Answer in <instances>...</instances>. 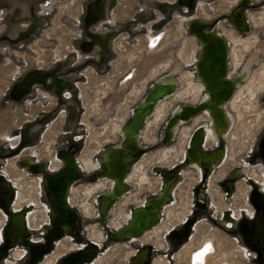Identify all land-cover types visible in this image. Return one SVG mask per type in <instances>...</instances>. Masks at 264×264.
<instances>
[{
	"label": "rangeland",
	"instance_id": "1",
	"mask_svg": "<svg viewBox=\"0 0 264 264\" xmlns=\"http://www.w3.org/2000/svg\"><path fill=\"white\" fill-rule=\"evenodd\" d=\"M146 1L149 8H135V2L144 6ZM96 3L103 12L89 26ZM238 9L248 24L246 34L228 26ZM193 18L227 40L229 76L241 80L234 106H225L229 134L201 146L222 149L221 164L206 165L202 173L184 162V153L206 117L197 113L175 128L171 141L166 137L180 108L206 99L190 74L201 48L187 29ZM38 21L43 27L35 25ZM93 32L109 34L99 58ZM31 75L66 87L52 91L47 83H34L23 94L20 86ZM167 75L179 84L144 122L143 149L126 180L127 194L101 220L98 201L112 187L98 175L102 152L123 140L120 130L133 109ZM263 134L264 0H0V264H63L79 252H96L83 264H132L143 251L148 252L144 264H188L189 253L209 240L210 263L264 264L263 253L250 243L255 219L247 213L261 211L256 198L264 190L258 154ZM66 159L74 163L67 202L78 216L68 233L49 218L52 204L42 174L29 169L36 165L44 175L62 174ZM161 170L177 173L178 181L159 210V223L147 230L159 227L156 233L112 240L110 235L128 223V213L160 194ZM18 214L29 216L20 258L1 238Z\"/></svg>",
	"mask_w": 264,
	"mask_h": 264
},
{
	"label": "bare ground",
	"instance_id": "2",
	"mask_svg": "<svg viewBox=\"0 0 264 264\" xmlns=\"http://www.w3.org/2000/svg\"><path fill=\"white\" fill-rule=\"evenodd\" d=\"M229 25H236L239 28L245 27L246 21L243 19L242 14L240 11H237L231 18H229ZM42 21H38L36 23V26H43ZM39 24V25H37ZM200 20H193L190 24V26L187 28L190 31L189 33L191 35L195 34L200 39L203 40V43L205 45L204 51L202 53V60L203 63L199 64L197 66L196 72L198 74V77L201 78L204 83L206 90L209 91L214 98V100L209 103V101H201L199 104L195 106H184L185 108H180L176 114L175 117H173L169 123H168V130H167V141H171V138L174 136V130L179 125H183L185 123H188L191 116L201 113L204 117H206V122L199 126L196 131H198L191 139L190 148L187 150V152L184 153V159L188 161L191 164V168L198 170L199 173L201 169L203 170V167L208 165L211 169H215V167H218L219 163L218 161L221 159L223 151L222 149H219L217 153L211 154V152L208 155H205V152L201 151V138L202 134H205V142H211L212 144L218 143L217 141L223 140L226 135L230 132L231 122L229 119V114L225 109V106L233 105V100L236 95V87L240 80L239 76L232 77L229 76V68H228V59H225V54H229L228 51V43L227 40L224 41H217L215 38L219 39V34L217 29L215 28L213 31L210 32V30H204V28L201 26ZM195 35H193L195 37ZM204 35H211L214 37H207L204 38ZM154 40V39H152ZM151 40V41H152ZM246 45V44H245ZM223 46V48H222ZM237 60V59H236ZM202 62V61H201ZM236 67L239 64V62L235 63ZM216 66V67H215ZM214 68V69H213ZM225 72V77H224ZM189 74V73H188ZM193 77L195 74L193 72H190ZM29 79L25 81V83L21 86H25L26 82ZM43 83V82H42ZM179 84L178 80L173 77L172 75H167L165 77H162L158 82L153 84L151 88L148 90L147 95L143 98L142 102L138 104L132 111L131 116L129 120L121 127L120 133L123 136V141L120 142L113 150L107 149V151L104 153V155L101 158V161L103 162V170L99 169L98 175L99 177L104 176V174H111L114 173L113 169L110 170L108 168V163L113 162L114 167L117 168L116 160H120L122 162L123 157L125 162L124 167L122 168L121 176L115 175V188L114 192L109 196H105L102 198L101 201V214H104V210L110 205V203L113 201L114 197H117L119 195L125 194L128 190V182L126 181L127 178H125V172L124 169H130L132 167L134 160V155L136 153H141V144L140 142V129L143 126L144 122L146 120H149L152 116L155 115V112H157V106L161 105L160 103L165 100L167 96H170L173 90H175L176 86ZM197 90L200 91V93H203L202 87L199 83H197V86H194ZM198 91V93H199ZM197 93V95H199ZM207 96V95H205ZM160 109V108H159ZM158 116V114H157ZM150 117V118H149ZM148 118V119H147ZM189 118V119H188ZM132 120V121H131ZM131 121L130 124H128ZM191 121V120H190ZM128 124V125H127ZM126 125V126H125ZM195 131V132H196ZM123 132V133H122ZM194 132V133H195ZM133 155V156H132ZM194 157V159H192ZM84 161H87L84 158ZM72 162V161H71ZM185 162V160H184ZM221 164V163H220ZM94 164L92 163V166ZM126 166V168H125ZM31 166H29L30 168ZM39 167H33L32 169L38 170ZM70 168H73L72 165H70ZM67 168L65 167L63 170V173L61 174V177H68L67 176ZM124 172V173H123ZM104 173V174H102ZM163 171L161 170V175H163ZM173 174V173H171ZM131 174H129L128 178ZM59 176L51 177L50 179L46 180V184L48 185L50 192L52 194V201H57V211L59 213V216L66 217L68 219H71L68 210L71 209H65V212L63 207V199L65 201V189L62 185V189H59V185L57 183V179ZM178 178V177H177ZM177 178L174 180L170 177V180L168 182L169 177L165 181H161V187H160V195L157 196V198L151 199V200H145L147 210H134L131 213L130 221L124 225L121 226L117 231L114 233H117V237L119 238L117 241H121L124 238H130V237H136L141 235L143 232H145L148 228L152 227L156 222V212L154 210L160 208L161 206H164L167 201L168 192H170L171 187L176 185ZM107 182V181H106ZM101 183V182H100ZM104 183V182H103ZM99 186V185H98ZM47 188V187H46ZM64 189V191H63ZM60 190V191H59ZM174 191V190H173ZM62 192V194H61ZM62 197H61V196ZM61 197V198H60ZM262 198V197H261ZM101 199V197H100ZM99 199V200H100ZM55 203V202H54ZM263 203V201H262ZM70 206V205H69ZM168 209V208H167ZM264 209V208H263ZM85 210V209H84ZM89 210V209H88ZM166 211V210H165ZM50 212V211H49ZM264 212V211H263ZM262 212V213H263ZM87 213V212H86ZM69 214V215H68ZM100 214V215H101ZM129 214L126 215L127 220L129 219ZM262 215V214H261ZM52 214H50V217ZM54 218V216H53ZM263 218L261 217V220ZM54 218V222H55ZM261 223V222H260ZM263 223V222H262ZM66 227L68 225L62 224ZM63 226V230H64ZM29 228V227H28ZM155 227L153 230H150L146 232L145 234L151 232L155 233L156 231ZM70 228L68 227V232ZM65 231V230H64ZM6 232V231H5ZM66 232V231H65ZM113 233V234H114ZM6 235V233H4ZM144 234V235H145ZM146 237V236H145ZM148 237V236H147ZM146 237V238H147ZM7 237L5 236V239ZM144 238V237H141ZM261 239V238H260ZM125 240V239H124ZM201 247L206 248L207 250L202 253L203 256V263L202 264H213L209 261V254L210 251L213 249L214 246H212L211 241H205L201 244ZM256 247V246H255ZM198 248V249H199ZM147 252V251H146ZM193 251L189 253L188 258V264L191 263V259L193 257ZM199 254V253H198ZM79 255L77 254H71L64 262L63 264H67V261L71 264L74 260H70L73 256ZM139 257V256H138ZM79 261V260H77ZM76 261V262H77ZM160 261V260H159ZM159 261L156 263H159ZM75 262V263H76ZM81 262V261H80ZM162 263V262H160ZM74 264V263H73ZM193 264V263H191ZM195 264H198L195 263ZM222 264V263H220Z\"/></svg>",
	"mask_w": 264,
	"mask_h": 264
},
{
	"label": "flooded vegetation",
	"instance_id": "3",
	"mask_svg": "<svg viewBox=\"0 0 264 264\" xmlns=\"http://www.w3.org/2000/svg\"><path fill=\"white\" fill-rule=\"evenodd\" d=\"M237 11H240V13L242 14V17H243V19L246 21V19L244 18V12L241 10V9H238V10H235L234 11V13L232 14V16L237 12ZM102 12H103V5L102 4H95V5H93L92 6V14H91V16L89 17V19H88V22L90 23L89 24V26H91V24L92 23H94V21H95V19H96V15H97V13L98 14H102ZM231 16V17H232ZM230 17V18H231ZM193 20H200V19H197V18H193ZM192 20V21H193ZM192 21H189L188 23H187V25H188V27L190 26V24H191V22ZM201 21V20H200ZM201 26L204 28V30H209V28L207 27V25L203 22V21H201ZM228 26H232L235 30H238L239 32H241V33H243V34H246L247 32H248V30H249V28H248V24H247V22L245 23V27H241V28H239L238 26H236V25H228ZM41 27H43V26H41ZM188 29V28H187ZM215 29V28H214ZM213 29V30H214ZM217 29V28H216ZM213 30H210V32L211 31H213ZM93 34V36H92V39H94V41H95V43L96 44H98L99 46H98V48H96V52H97V57L99 58L100 57V55L103 53V49L105 48V46H106V44H107V42H108V39H109V34L108 33H104L103 35H100L99 33H95V32H93L92 33ZM219 34V33H218ZM193 35H195V34H193ZM220 35V34H219ZM207 37H214V36H211V35H204V38H207ZM215 38V37H214ZM152 39H154L153 37L152 38H150V42L151 43H153L154 41H155V39L154 40H152ZM195 39H196V41H198V43L200 44V46H201V48H200V50L193 56V61H194V70H193V73L195 74V76H196V78H197V81H198V83L200 84V86L202 87V91H203V94L204 95H207L206 96V99H204V101H209V103L211 104V102L214 100V98L212 97V95H211V93L209 92V91H207L206 90V87H205V83H204V81L201 79V78H199L198 77V74H197V72H196V69H197V66H199V64H202L203 63V60H204V58H203V60H202V53H203V51H204V48H205V45H204V43H203V40L202 39H200L197 35H195ZM217 41H224V40H226L225 38H223L221 35L219 36V39L218 38H215ZM152 40V41H151ZM92 42H90L89 44H91ZM89 44H87L88 46H89ZM222 48H223V46H222ZM228 51H229V47H228ZM225 53H226V51H225ZM224 53V55L226 56L225 57V59H228L229 60V54L227 53V54H225ZM237 59V58H236ZM235 59V61H234V66H235V68H237L238 67V65H237V67H236V64L235 63H237V62H239V60L237 59L236 60ZM202 61V62H201ZM216 67V66H215ZM228 68H229V66H228ZM214 69V68H213ZM230 70V69H229ZM224 77H225V72H224ZM233 79H234V77H232ZM29 80L26 82V84H25V86L23 87V89L21 88V86H20V89H19V91H23V94H25L28 90H30L32 87H33V84L35 83V84H40V83H47L48 84V88H50L52 91H62V90H64V88L66 87V83L65 82H63V81H57L56 79H52V78H50V77H41V76H36V75H31L29 78H28ZM241 80H239V82H240ZM239 82H238V84H239ZM25 83V81L22 83V85ZM238 84H237V86H238ZM237 88V87H236ZM174 91V90H173ZM173 91H172V93H173ZM171 93V94H172ZM185 107L183 106L182 107V109H184ZM189 122V121H188ZM143 127V126H142ZM141 127V128H142ZM140 132H141V129H140ZM195 132V131H194ZM123 133V132H122ZM194 134V133H193ZM193 134H192V136H191V138H190V141H189V147H188V149L190 148V143H191V139H192V137H193ZM123 135V134H122ZM202 137L203 138H201V145H200V147L202 146V144L205 142V134L203 133L202 134ZM171 140H172V138H171ZM123 141V140H122ZM218 143H219V141H217ZM120 144V143H119ZM118 145V144H117ZM117 145H115V146H112V147H109L108 149H111V150H113V148H115ZM219 147H216V149H213L212 151H205V150H203V148L201 147V151L203 150L204 152H205V155H208L210 152H211V154H215V153H217V151L219 150L218 149ZM260 148H261V150L258 152V154H259V156L262 158V160L264 161V134L260 137ZM141 149H143L142 148V146H141ZM187 149V150H188ZM187 150H186V152H187ZM107 150L105 149L103 152H102V156L104 155V153L106 152ZM137 154L139 155V153H136V154H133L132 156L134 157V160L136 161L138 158H140V157H137ZM141 154V153H140ZM102 156H101V158H102ZM68 157V156H67ZM101 158H100V160H99V169L101 170H103V162L101 161ZM124 158L125 157H123V159H122V162L120 161V160H116L115 162H116V164H117V168L116 167H114V165H113V162H109L108 163V168H110V170L111 169H113V171H114V173L112 172L111 174H104V173H102V174H104V176H102L101 178H106V179H108L109 181H110V183L112 184V187L108 190V192H104L102 195H101V199L98 201V206H100L99 208H98V212H99V217L101 216L102 217V219L101 220H104L105 218H106V215H107V212L109 211V209L111 208V206L118 200V199H120L121 197H123V196H125V194H127V191H126V193L125 194H122V195H119V196H117V197H114L113 198V201L110 203V205L107 207V210H106V208H105V210H104V214L102 215L101 214V201H102V198L103 197H105V196H107V195H111L113 192H114V188H115V175L116 176H121V173H122V168L124 167V163H126L125 162V160H124ZM192 159H194V157L192 158ZM89 160V159H88ZM87 160V161H88ZM185 160V163L186 164H189V165H191L188 161H186V159H184ZM134 163V162H133ZM70 165H72L73 166V168H74V163L73 162H71V161H69L68 159H66L63 163H62V166H63V169H62V173H63V170H64V168L66 167L67 169V176L68 177H64V179H63V177H61V174H56V175H54L55 177L57 176H59V178L57 179L58 181H57V183H58V185H59V189L61 190L62 189V185H63V187H64V189H65V201H64V197H62L61 195V197H62V199H63V209L64 210H62V211H64L65 212V209H69L70 208V206H69V204H68V198H69V193H70V190H71V186H73L74 185V182H73V172H71L72 171V169L73 168H70ZM133 165V164H132ZM38 167V166H37ZM125 168H126V166H125ZM132 168V167H131ZM131 168L130 169H124V172H125V178H128V176H129V174L131 173ZM217 167H215V169H216ZM39 170H41L39 173L40 174H42L41 175V179L43 180V184L45 185V183H46V180L47 179H50L51 177H53V176H48V175H44V173L42 172V168L41 167H39L38 168ZM163 171V170H162ZM202 169H201V173H202ZM76 172H78V170L76 171ZM123 172V173H124ZM163 175H161V176H163V177H161L162 178V181H165L166 182V179L169 177V179H168V182H169V180H170V177L172 178V179H176L177 177H178V174L176 173V174H171V173H169V172H164L163 171ZM177 181H178V178H177ZM177 181H176V185H177ZM45 182V183H44ZM176 185L173 187H171V190H170V192H168V196L170 197V195H171V193L173 192V190H175V188H176ZM46 187V186H45ZM47 189V188H46ZM64 189H63V191H64ZM59 190V191H60ZM260 192H261V197H262V201H263V204H264V190L262 191V190H260ZM61 194H62V192H61ZM160 195V197H161V193L159 194ZM157 196L158 195H156V196H153V197H149V198H147V200H151V199H154V198H157ZM60 197V198H61ZM167 202H169V199H168V197H167V201H166V203ZM166 203H164V204H166ZM163 206H161L160 208H158V209H156V210H154L155 212H156V219H155V222L156 223H159V221H160V217H161V215H160V212H159V210L162 208ZM141 209H143V210H147V206H146V202H144V205H143V207H141V208H138V209H136V210H141ZM260 209H261V211H259L260 213L259 214H256V212H253L252 213V211L250 210H248V215H249V217H251V218H254L255 219V221L253 222L254 223V226H255V231H254V233H253V235L250 237L251 239H250V243L253 245V247L255 248V249H257L258 250V253L261 255V253H263V255H261V259L264 261V222L263 223H260L261 222V214H262V212L264 211V209L263 208H261V206H260ZM135 210V211H136ZM133 211H131L130 212V215H129V219L127 220L128 222L130 221V218H131V213H132ZM50 214H52V218H53V216L55 215V212H54V210H50V212H49V218H50ZM101 214V215H100ZM53 220H54V218H53ZM27 222H29V216L28 217H25V215L24 214H18V215H15V216H13V225H11L8 229H6V235L4 234L3 235V233H1V238L2 237H4V239H5V236L7 237L5 240L6 241H8L12 246H15L16 247V251H15V253H14V256L15 257H17V258H20L21 257V252H20V246H21V244H22V242H23V239H24V237L25 236H27L28 235V227H29V225L28 226H26V223ZM126 223V222H125ZM155 223V224H156ZM127 224V223H126ZM125 224V225H126ZM123 226V225H122ZM121 227V226H120ZM120 227H118V228H120ZM151 228V227H150ZM150 228H148V229H150ZM155 227H153L151 230H153ZM159 227H157L156 228V231H157V229H158ZM72 229H74V228H72ZM147 229V230H148ZM64 230L66 231V233H68V227H66V226H64ZM147 230L145 231V232H147ZM150 231V230H149ZM156 231H155V233H156ZM144 233V232H143ZM142 233V234H143ZM141 235H139V236H136V237H130V238H124V239H135V238H138V237H140ZM260 237L262 238V239H260ZM123 239V240H124ZM70 244V243H69ZM71 245V244H70ZM63 244H59V247H62L63 248ZM72 246V245H71ZM256 246V247H255ZM70 250H75L73 247H70L69 248ZM207 249L206 248H204V247H201V248H199L198 250H194L193 252V257H192V259H191V263H193V264H195V263H197L198 262V264H202L203 263V256H202V253H204L205 251H206ZM199 253V254H198ZM96 254V252H94L92 255L90 254V255H84V254H82V253H79V255H76V256H73L70 260H74V261H77V260H79V261H81V263L80 262H76V263H74V264H83V263H86L87 261H91V260H93V256ZM147 254H148V252H146V251H143L140 255H139V257L137 258V259H135L134 261H132V264H144L145 262H146V259H148L147 258ZM212 254H213V249L210 251V254H209V258H210V256H212ZM58 257L60 256V255H57ZM57 256H55V258L57 257ZM263 257V258H262ZM53 258L54 257H52L51 258V260H53ZM55 258H54V260H55ZM141 258V259H140ZM142 260V261H141ZM157 262H158V260H157ZM190 263V264H191ZM67 264H70L69 263V261H67ZM73 264V263H72ZM153 264H159V263H156V260L154 261V263ZM222 264H224V263H222Z\"/></svg>",
	"mask_w": 264,
	"mask_h": 264
},
{
	"label": "water",
	"instance_id": "4",
	"mask_svg": "<svg viewBox=\"0 0 264 264\" xmlns=\"http://www.w3.org/2000/svg\"><path fill=\"white\" fill-rule=\"evenodd\" d=\"M91 12H92V10H91ZM132 121V120H131ZM131 121L128 123V124H130L131 123ZM127 124V125H128ZM34 167H37L36 165H33ZM30 170H33V171H37L38 172V170H34V169H32V166L29 168ZM59 174H61V171H60V173ZM58 174V175H59ZM45 183V182H44ZM45 186L47 187V190H48V194H49V196H50V201H51V204H52V210H54V212H55V215H54V218H55V220L57 221V222H61V223H63V224H65V225H68V227L70 228V229H72V228H74L75 227V225H76V223H77V221H78V216L76 215V212L74 211V210H72V209H69L68 210V212H69V214H70V216L72 217L71 219H68L67 218V216L66 217H61V216H59V213H58V211H57V201L56 200H54V201H52V194H51V192H50V189H49V187H48V185L45 183ZM256 200H257V203L261 206V208H264V204L262 203V198H261V195H259L257 198H256ZM55 202V203H54ZM68 214V215H69ZM262 217H263V219H262V221H261V223L262 222H264V212L262 213V215H261ZM55 221V222H56ZM55 222L53 223V224H55ZM256 222V221H255ZM110 237H111V239L112 240H118L119 238L117 237V233H114V234H112V235H110ZM261 238V237H260ZM262 239V238H261ZM80 253V252H79ZM142 253V252H141ZM140 253V254H141ZM139 254V255H140ZM70 256V255H69ZM69 256H67L65 259H67ZM141 259V258H140ZM142 261V260H141ZM76 261H73L72 263H75ZM78 262H80V261H78ZM71 263V264H72Z\"/></svg>",
	"mask_w": 264,
	"mask_h": 264
},
{
	"label": "crops",
	"instance_id": "5",
	"mask_svg": "<svg viewBox=\"0 0 264 264\" xmlns=\"http://www.w3.org/2000/svg\"><path fill=\"white\" fill-rule=\"evenodd\" d=\"M150 2H148V4H149ZM147 4V1H146V3H144V6L141 4V2H135V8H139V9H147V7L149 8V6H147L146 5ZM150 5V4H149ZM171 6L169 5H167L166 6V8H170Z\"/></svg>",
	"mask_w": 264,
	"mask_h": 264
}]
</instances>
